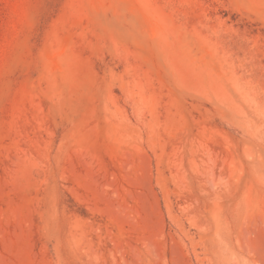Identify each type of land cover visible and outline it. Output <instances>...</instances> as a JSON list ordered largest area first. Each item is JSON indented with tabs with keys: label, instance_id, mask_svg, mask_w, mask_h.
Wrapping results in <instances>:
<instances>
[{
	"label": "rangeland",
	"instance_id": "374dc122",
	"mask_svg": "<svg viewBox=\"0 0 264 264\" xmlns=\"http://www.w3.org/2000/svg\"><path fill=\"white\" fill-rule=\"evenodd\" d=\"M0 264H264V0H0Z\"/></svg>",
	"mask_w": 264,
	"mask_h": 264
}]
</instances>
